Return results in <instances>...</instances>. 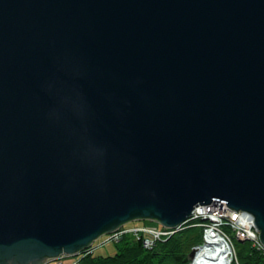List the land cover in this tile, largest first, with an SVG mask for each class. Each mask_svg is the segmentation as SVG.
<instances>
[{
    "label": "water",
    "instance_id": "water-1",
    "mask_svg": "<svg viewBox=\"0 0 264 264\" xmlns=\"http://www.w3.org/2000/svg\"><path fill=\"white\" fill-rule=\"evenodd\" d=\"M215 204L264 248V0H0V264Z\"/></svg>",
    "mask_w": 264,
    "mask_h": 264
},
{
    "label": "trees",
    "instance_id": "trees-1",
    "mask_svg": "<svg viewBox=\"0 0 264 264\" xmlns=\"http://www.w3.org/2000/svg\"><path fill=\"white\" fill-rule=\"evenodd\" d=\"M202 223L198 219L187 221L182 230L166 237L164 241L155 243L149 250L141 247L140 240L125 235L118 242L109 244L112 246L111 254L102 255L95 252L80 258L78 264H188L191 249L202 243ZM126 226L160 228L149 221L131 222ZM219 229L228 238L232 251L229 264H264V251L256 249L250 241H240L229 229L226 221H222Z\"/></svg>",
    "mask_w": 264,
    "mask_h": 264
},
{
    "label": "built area",
    "instance_id": "built-area-1",
    "mask_svg": "<svg viewBox=\"0 0 264 264\" xmlns=\"http://www.w3.org/2000/svg\"><path fill=\"white\" fill-rule=\"evenodd\" d=\"M209 208H210V210L209 209L208 210H209V212H211L212 207H209ZM219 212L221 213V215L218 214ZM219 212L214 213V216L218 217V218L223 217L222 219H224V218H227L225 215L229 216L232 214V215L236 216V220H238V217H237L238 213L230 211V210L226 209L225 207H222V206L219 207ZM211 214H213V213H211ZM196 216H197V214L195 212H192L188 221L195 219ZM182 226L180 225L174 229H166V228H162V227H160V228L154 227L153 228V227H146V226H132L129 228H125L124 226H122L117 231H115L113 233L99 237L96 241L93 242V244L89 248L81 251V253H79L76 257L61 256L55 261H56V264H78V261L80 258L94 253L100 247H104V246H107L109 244H113V243L118 242L122 236H124L128 233L135 236L136 240H140L141 247L143 249L149 250L153 247V245L155 243L163 241L166 237H169L172 234L179 231ZM212 228L215 229V231H218V227H216V225L213 226ZM206 230H208V233L211 231L208 228ZM206 230H204V232ZM238 236L242 239L245 238V232H239ZM211 237L219 238L217 234H214V236H211ZM240 238H238V239H240ZM253 246L256 247V249L260 248V244L258 242H254ZM203 247H204V245H202L201 247H197V248H195L194 251L197 252L199 250V248H203ZM191 262L189 264H191Z\"/></svg>",
    "mask_w": 264,
    "mask_h": 264
},
{
    "label": "bare ground",
    "instance_id": "bare-ground-1",
    "mask_svg": "<svg viewBox=\"0 0 264 264\" xmlns=\"http://www.w3.org/2000/svg\"><path fill=\"white\" fill-rule=\"evenodd\" d=\"M209 207H212L211 213L214 214V213L219 212V207L217 206V204H215V206H208V207L198 206L192 212H195V210L198 208V209H201L202 212L209 213V210H210ZM222 207H224V206H222ZM218 214L221 215L220 212ZM237 215H238L237 216L238 219H241L240 224H241L242 228L245 229V231L248 230L251 234L252 219L249 216H246L245 214H241L239 212ZM190 216H191V214H190ZM222 218L223 217H221V219ZM245 234H246V236H248L247 233H245ZM254 242H258V239L254 240ZM206 243L207 244L203 248H199L197 253L194 252V255L191 259V261L193 260L191 262V264H229V262L231 260L230 255L232 257V254H231V250L227 246V243L225 241H223V239H219V238H215V237H211V236L207 235ZM224 243H226V244H224ZM91 245H92V243H91ZM259 249H262L264 251V248H262L261 245H260Z\"/></svg>",
    "mask_w": 264,
    "mask_h": 264
},
{
    "label": "rangeland",
    "instance_id": "rangeland-1",
    "mask_svg": "<svg viewBox=\"0 0 264 264\" xmlns=\"http://www.w3.org/2000/svg\"><path fill=\"white\" fill-rule=\"evenodd\" d=\"M195 213L196 214H203L202 216L203 217H201V220H202V218H204V217H206V218H208V219H210L215 225H217V226H220V225H222V219L221 218H218V217H215L214 216V214H211V212H209V213H205V212H202V210L201 209H196L195 210ZM226 217H228L227 215H225ZM224 216V217H225ZM197 217V216H196ZM240 221H241V219H238L237 220V222H235V223H227L228 225H229V229L231 230V231H233L234 233H235V228H240L241 229V232H245V233H247V235L248 236H246V234H245V238H240L239 236H238V233H235L236 234V236L238 237V238H240L239 240L240 241H243V240H247V241H250L251 243H252V245H254V240H256L257 239V234L255 233V231L253 230V228L251 227V234H250V232L247 230V231H245V229H243L242 228V226H241V224H240ZM187 222V221H186ZM185 222V223H186ZM184 223V224H185ZM184 224H182V225H184ZM181 225V226H182ZM125 228H129V227H132V226H124ZM184 227L182 226L181 227V229L180 230H182ZM179 230V231H180ZM178 232V231H177ZM203 232L204 231H202V237L205 239V241H206V237H207V235H208V230H206L205 232H204V234H203ZM108 235V234H107ZM126 235H128V236H130L131 238H133L134 240H136L135 239V236H133V235H131L130 233H128V234H126ZM103 236H105V235H103ZM125 236V235H124ZM144 237V236H143ZM221 239V238H220ZM120 240V239H119ZM164 241V240H163ZM227 243V246H228V248L230 249V245H229V242L227 241L226 242ZM226 243H224V244H226ZM93 244V243H92ZM193 250H195V249H193ZM96 253H100V254H102V255H109V254H111L112 253V246L111 245H107V246H104V247H100L99 249H97L96 251H95ZM94 252V253H95ZM198 252V251H197ZM196 252V253H197ZM231 254H232V251H231ZM231 256V255H230ZM46 264H56V261H51V262H49V263H46Z\"/></svg>",
    "mask_w": 264,
    "mask_h": 264
}]
</instances>
